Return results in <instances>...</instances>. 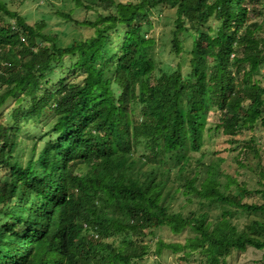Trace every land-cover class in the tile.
Here are the masks:
<instances>
[{
    "label": "trees",
    "instance_id": "trees-1",
    "mask_svg": "<svg viewBox=\"0 0 264 264\" xmlns=\"http://www.w3.org/2000/svg\"><path fill=\"white\" fill-rule=\"evenodd\" d=\"M99 1L112 12L92 23L93 36L58 47L54 36L40 35L0 0V22L14 20L18 26L0 25V84L6 86L0 108L24 90L30 100L24 117L42 116L39 111L50 100L54 116V140L30 145L18 127L0 124V169L10 176L0 180V264H82L74 243L84 224L96 226L101 236H138L156 227L179 235L188 229L182 245L157 240L156 252L182 250L185 257L198 253L206 264H221L232 250L252 247L262 251L264 264V203L244 202L250 193L245 188L234 196L226 193L235 180L226 175L222 181L218 161L190 162L200 147L192 137L202 138L212 108L220 113L215 131L234 136L258 121L264 127V87L256 79L264 68V21L250 18L261 16L264 0ZM76 6L88 9L80 0ZM161 7L174 9L168 56L187 52L184 72L180 62L161 68L153 58V40L144 38L142 26L151 10ZM118 25L126 32L114 61L107 40ZM41 41L49 45L37 46ZM64 56L74 58L81 81L62 85L57 94L41 93L44 73L58 69L53 65ZM136 104L141 120L132 116ZM139 144L145 155L135 158L130 150ZM255 192L264 198V190ZM179 195L184 204L196 205L187 215L171 209ZM212 205L223 208L214 222L204 210ZM231 211L261 219L238 230ZM88 246L92 254L102 249L101 240ZM146 249L123 240L118 247L109 245L105 258L135 264Z\"/></svg>",
    "mask_w": 264,
    "mask_h": 264
},
{
    "label": "rangeland",
    "instance_id": "rangeland-1",
    "mask_svg": "<svg viewBox=\"0 0 264 264\" xmlns=\"http://www.w3.org/2000/svg\"><path fill=\"white\" fill-rule=\"evenodd\" d=\"M12 10L19 14L25 21L28 27L37 30L42 36H54L55 44L58 47H65L75 42H79L90 36H93L94 27L92 23L100 16L111 15V11L104 8L103 3L99 0H80L82 6H87L84 9L81 6H76V0H2ZM126 2L130 0H116ZM134 1V0H133ZM93 4H98L96 9ZM95 6V5H94ZM253 4L250 5V9ZM175 18L173 8L153 9L148 18V22L142 26L144 38H151L153 40V58L161 68L175 67L180 62L181 69L184 72V65L187 63L189 55L183 52L182 55L168 56V49L170 47L169 41L173 30V19ZM253 20L264 21V10L260 17L250 16ZM14 20L1 21L0 25L5 24L11 29L16 30L18 26ZM76 22H83L84 25H77ZM213 21L208 24L214 25ZM86 23H90L86 25ZM126 27L118 25L114 30L108 32L107 44L113 59L119 56L122 52L121 42L125 37ZM182 37V36H180ZM21 39L25 40L26 36L21 35ZM189 40V39H187ZM186 41L185 44H188ZM39 45H49V42H39ZM69 56L62 57L61 63H55L53 72H45L44 77L46 83H42L41 93L47 89L51 94H57V89L64 85L70 86L81 81L82 73L72 66L74 58ZM169 59V60H168ZM168 60V61H167ZM158 74V72H155ZM260 74L256 77L259 84L264 87V68L260 70ZM6 89L4 84H0V93ZM57 96H55L56 98ZM29 95L24 90L19 91L15 96H9L0 108V124L7 126L9 130L19 128V135L21 140L30 145L34 140H42L41 143L48 140H54L51 135L52 124L54 116L52 113V102L50 100L47 108H44L39 113L42 115L23 116V112H29ZM185 99H181L182 110H188V106L184 104ZM133 118L141 120L140 109L141 105L136 104L133 107ZM212 110V111H211ZM13 112L20 114L21 117L13 116ZM220 113L216 108L208 111V116L205 118V125L201 131V139L192 137V141L200 147L192 152L191 163L194 164L196 158L202 157L204 164H208L211 160L218 161V169L221 172L222 181L225 176L234 178L235 183L230 184L228 192L231 196L237 195L240 188H245L251 194L244 196V202L250 204L264 203V198L261 194L255 192L256 190H264V127L258 121L254 128L247 129L241 134L234 136L227 135L214 130V122ZM209 128V129H208ZM42 137L43 139H40ZM134 156H144L143 147L139 146L132 150ZM143 154V155H142ZM191 165V166H192ZM176 174L175 168L171 170V177ZM10 176L0 169V180H8ZM175 187L174 182H171ZM193 201L195 198L192 199ZM195 203L184 204L183 197L180 195L173 201L171 209L179 211L183 215H187L193 208ZM229 207V206H228ZM227 207V208H228ZM221 206H209L204 210H208V220L214 222V219L221 217ZM231 209L235 207L230 206ZM223 209V208H222ZM231 223L234 224L238 230L242 229L247 223L254 219H261L257 214H245L231 211L229 215ZM4 220L0 217V224ZM188 229L184 230L179 235L171 234L166 227H156L145 230L143 234L135 236L133 234H114L103 238L101 241L110 244L113 247L121 245L123 240H126L137 246L145 245L147 247L144 255L135 261V264H206L202 255L198 253L190 254L185 257L184 251L180 250L172 252L170 249L163 248L159 253L155 250L157 240L163 243H177L183 244L186 237L189 236ZM193 235V234H191ZM87 236V234H86ZM88 237V236H87ZM89 238V237H88ZM99 240V239H98ZM92 242L91 240H89ZM95 243V242H92ZM186 251V250H185ZM107 255V248H98L95 253L90 254L84 260L89 264H117L108 263L105 258ZM262 262V251L255 250L252 247H245L243 251L232 250L221 264H260Z\"/></svg>",
    "mask_w": 264,
    "mask_h": 264
},
{
    "label": "clouds",
    "instance_id": "clouds-1",
    "mask_svg": "<svg viewBox=\"0 0 264 264\" xmlns=\"http://www.w3.org/2000/svg\"><path fill=\"white\" fill-rule=\"evenodd\" d=\"M10 29H11V27H10ZM12 30H14V29H12ZM139 146L143 147L142 144H139L136 147H139ZM136 147H134V148H136ZM134 148H132L130 150V152L133 155V157H135V158H138V157L142 158L143 156H138V157L134 156V154L132 153V150ZM96 229H97L96 226H93V225L88 226L87 224H84L83 225V229H82V231L79 234V237L81 239L80 240H78V239L75 240L74 245L77 248L78 252H81L80 254H78V260H81L82 261V264H89V263H87L84 260V258H86L90 254H92L91 251H90V248H89L88 244L89 243H92V242H96V241L102 240L103 238L107 237V235L106 236H101L100 232H97ZM86 234H87V236L89 238L86 236ZM111 235H114V234H111ZM89 240H91L92 242H90ZM101 245H102V248H105L106 247L108 249L110 244H106V243H104V242L101 241ZM85 250H88V255L83 256V252H85Z\"/></svg>",
    "mask_w": 264,
    "mask_h": 264
}]
</instances>
